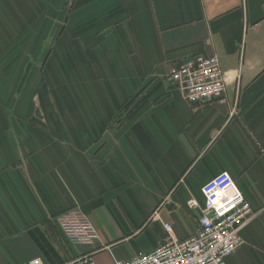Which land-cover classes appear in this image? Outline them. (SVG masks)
Segmentation results:
<instances>
[{"label":"crops","instance_id":"1","mask_svg":"<svg viewBox=\"0 0 264 264\" xmlns=\"http://www.w3.org/2000/svg\"><path fill=\"white\" fill-rule=\"evenodd\" d=\"M200 55L235 73L195 105L169 74ZM223 172L254 209L227 264H264V0H0V264H116L190 237ZM75 209L91 246L58 228Z\"/></svg>","mask_w":264,"mask_h":264},{"label":"built area","instance_id":"2","mask_svg":"<svg viewBox=\"0 0 264 264\" xmlns=\"http://www.w3.org/2000/svg\"><path fill=\"white\" fill-rule=\"evenodd\" d=\"M234 71L222 68L217 56H196L171 69V83L191 104L199 105L222 100L228 92ZM240 74L236 71V75ZM204 204L195 234L184 239L171 236L148 254L116 264H227V260L243 243L241 231L254 215V209L228 172H223L206 183L202 189ZM192 200L190 208H197ZM58 228L70 244L91 246L99 238L97 228L80 209L60 214ZM167 232L172 228L165 224ZM26 264H46L35 258ZM65 264H96L82 257Z\"/></svg>","mask_w":264,"mask_h":264},{"label":"water","instance_id":"3","mask_svg":"<svg viewBox=\"0 0 264 264\" xmlns=\"http://www.w3.org/2000/svg\"><path fill=\"white\" fill-rule=\"evenodd\" d=\"M38 115H40L39 112H38Z\"/></svg>","mask_w":264,"mask_h":264}]
</instances>
